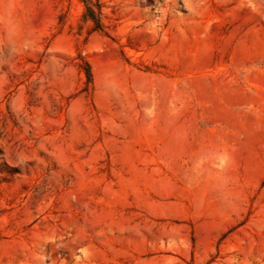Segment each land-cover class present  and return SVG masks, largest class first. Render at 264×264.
<instances>
[{"label":"rangeland","instance_id":"obj_1","mask_svg":"<svg viewBox=\"0 0 264 264\" xmlns=\"http://www.w3.org/2000/svg\"><path fill=\"white\" fill-rule=\"evenodd\" d=\"M98 1L0 0V264H264V0Z\"/></svg>","mask_w":264,"mask_h":264},{"label":"trees","instance_id":"obj_2","mask_svg":"<svg viewBox=\"0 0 264 264\" xmlns=\"http://www.w3.org/2000/svg\"><path fill=\"white\" fill-rule=\"evenodd\" d=\"M85 3L84 17L90 19L94 23L95 28H101L99 1L98 0H82ZM87 81L91 79V71L89 68L86 70Z\"/></svg>","mask_w":264,"mask_h":264}]
</instances>
